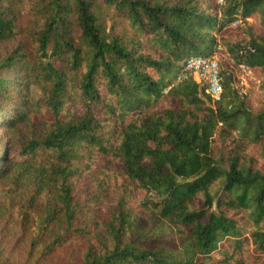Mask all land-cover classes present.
Segmentation results:
<instances>
[{
    "label": "trees",
    "instance_id": "obj_1",
    "mask_svg": "<svg viewBox=\"0 0 264 264\" xmlns=\"http://www.w3.org/2000/svg\"><path fill=\"white\" fill-rule=\"evenodd\" d=\"M6 39L0 193L53 188L63 230L42 257L67 235L88 239L78 264L264 255V0H0ZM214 53L251 69L245 94L219 57L218 100L178 79ZM101 183L119 193L113 211Z\"/></svg>",
    "mask_w": 264,
    "mask_h": 264
},
{
    "label": "rangeland",
    "instance_id": "obj_2",
    "mask_svg": "<svg viewBox=\"0 0 264 264\" xmlns=\"http://www.w3.org/2000/svg\"><path fill=\"white\" fill-rule=\"evenodd\" d=\"M19 21L23 22L24 19ZM237 23L240 24V20ZM241 25L244 24L241 23ZM15 47L14 39L0 40V63L13 53ZM202 53L203 50L200 54ZM217 57H219L222 69L224 71L227 69L226 71L232 75L235 88L241 94H245L250 88V82L255 79L251 69L245 64H241L244 69L240 66L237 68L233 65L232 60L227 59L225 55L218 54ZM6 75H8L7 70L0 72V76ZM7 107L8 105H4L5 110L0 112V119H6ZM9 141L10 135L0 125V155L7 150ZM87 182H92L91 176L87 177ZM5 185L4 182H0V188ZM99 186L98 194L101 205H105L107 210H115L114 203L118 200L119 193L111 190V186H104L102 183ZM215 188L212 187V190L214 191ZM96 189H89V192ZM137 196L142 198L139 194ZM147 198L149 200L154 199V194L149 193ZM59 208L60 205L52 187L45 188L40 194H34L33 190H25L10 195L0 193V264H71L72 262L78 264L82 246L89 244L88 239L82 242L83 245H78L67 235L65 243H58L48 256L42 257L41 253L45 244L51 242L63 230L59 224L61 220ZM212 208L215 210V201ZM48 213L55 216V219L48 218ZM46 217L49 222L48 227L38 236L39 222ZM91 240L95 242V239ZM149 244H154V239L149 240ZM248 264H264V255L256 260L251 259Z\"/></svg>",
    "mask_w": 264,
    "mask_h": 264
},
{
    "label": "built area",
    "instance_id": "obj_3",
    "mask_svg": "<svg viewBox=\"0 0 264 264\" xmlns=\"http://www.w3.org/2000/svg\"><path fill=\"white\" fill-rule=\"evenodd\" d=\"M224 0H216L218 5H222ZM238 21H235L237 23ZM244 69L243 65H240ZM193 76L199 83L203 92L212 101L218 100L222 90V77L219 73L217 55L214 53L210 57L196 56L186 60L184 68L178 79Z\"/></svg>",
    "mask_w": 264,
    "mask_h": 264
}]
</instances>
